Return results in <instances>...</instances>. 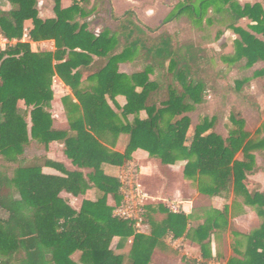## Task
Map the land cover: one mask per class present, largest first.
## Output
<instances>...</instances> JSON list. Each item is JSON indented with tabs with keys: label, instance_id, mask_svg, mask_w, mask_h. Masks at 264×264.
I'll list each match as a JSON object with an SVG mask.
<instances>
[{
	"label": "trees",
	"instance_id": "16d2710c",
	"mask_svg": "<svg viewBox=\"0 0 264 264\" xmlns=\"http://www.w3.org/2000/svg\"><path fill=\"white\" fill-rule=\"evenodd\" d=\"M7 1L11 10H0V32L16 43L0 51V158L15 167L0 166V264H153L155 248L169 234L199 246L200 260L182 258L186 264H210L212 234L230 230L226 208L209 212L204 223L194 228L189 226L190 216L160 206L167 215L160 223H151L148 236L133 222L114 217L115 207L122 202L121 185L104 173L103 166L121 168L137 150L163 166L184 162V176L199 194L212 197L231 192L242 197L262 222L245 235L230 231L236 242L227 264H264V191L250 192L244 185L256 145L243 131V120L231 115L235 129L222 138L213 131L214 119L203 118L187 138L188 114L207 94H235L247 100L241 91L249 79L229 86L198 42H176L160 27L143 24L132 10L116 15L111 0H73L67 8L62 0H52L54 17L48 19L39 17L37 0ZM194 2L182 0L176 15L164 24L186 12L198 20L206 7L220 2L232 17L228 29L238 36L234 55L224 61L233 64L244 59L245 68L264 62L260 4L200 0L196 9ZM92 18H100V32L92 27ZM243 18L252 22L250 32L236 26ZM27 21L32 23L30 40L53 41L54 52H33L21 42ZM126 63L141 64L142 70L120 73V64ZM54 77L76 100L62 99L67 131L52 126ZM253 78L264 80V69L255 71ZM118 97L124 98L123 106ZM120 136L127 137L123 153L111 149ZM32 142L44 148L52 142L62 144L64 155L78 170L66 171L46 157L27 159L25 148ZM239 152L242 161L235 159ZM43 167L59 169L64 176L45 175ZM90 189L98 191V198L83 201L79 211L61 197L62 193L77 197ZM109 196L113 207L107 205ZM148 211L146 206L145 216ZM112 238L118 241L110 249Z\"/></svg>",
	"mask_w": 264,
	"mask_h": 264
},
{
	"label": "crops",
	"instance_id": "0c3cea01",
	"mask_svg": "<svg viewBox=\"0 0 264 264\" xmlns=\"http://www.w3.org/2000/svg\"><path fill=\"white\" fill-rule=\"evenodd\" d=\"M39 1L41 3H39ZM66 0H62L64 3ZM238 2L240 6L244 5H254L260 4L264 10V2L262 0H235ZM45 1L37 0V7L39 17L41 19H48L53 18V3L52 1V15L48 14L47 17H42L43 14L42 7L40 4H44ZM112 2V0H111ZM9 4V3H8ZM71 5V3L67 6L62 5L63 8H67ZM113 7V2H112ZM40 8V9H39ZM3 12H9L11 10V5L9 7L4 5ZM133 11V10H132ZM116 14V13H115ZM136 14V13H135ZM137 15V14H136ZM139 19V18H138ZM140 20V19H139ZM141 21V20H140ZM142 22V21H141ZM241 22H245L246 26L242 27L240 24ZM252 22L247 19L243 18L237 22V27H241L242 29L249 31L248 26L251 25ZM32 29V23L30 21L25 22L24 30L30 32ZM100 32V30H99ZM234 34V33H233ZM237 36V35H236ZM238 37V36H237ZM257 38L261 39L260 36ZM237 40V39H234ZM31 47L33 52H54L55 46L53 41H41V42H32L31 40L26 41ZM16 41L9 42L2 36L0 32V50H5L7 46L11 44H15ZM205 48V47H204ZM206 49V48H205ZM257 65L261 66L254 70L264 69V62H258ZM255 64V65H256ZM119 72L125 73L130 75L132 73H127L120 67H123L127 64H120ZM254 65V66H255ZM253 72V73H254ZM253 78V75H252ZM86 79V75L83 76L82 82L84 83ZM255 80H260L261 82L264 80L260 78H253ZM253 79H249L245 88H243L244 93L248 95L247 100L242 99L235 94H231V96L235 97L237 100L238 105L244 106L252 113L257 122L259 123L256 128H248L246 116L241 112L240 109L232 108V112L234 114L239 115L238 117L243 120L244 125V132L250 135V141L256 145V147L251 150L250 155L254 158L252 165V171L246 174V180L244 181V185L248 191H264V88H263V97L255 96L251 89V83ZM85 85L87 82L84 83ZM246 89V91H245ZM248 89V90H247ZM52 91H53V101L51 103V109L49 112L53 118V128L58 131H67L69 129V124L66 116V111L64 109L62 99L63 98H71L73 103L76 102L75 98L73 97L70 89L66 87L63 82L58 78H53L52 84ZM242 92V91H241ZM207 97V96H206ZM205 97L204 102L201 104L202 106H213L214 104L212 100H207ZM117 102L120 106L125 104V100L122 97L117 98ZM222 104V103H221ZM23 105V102L18 103V107ZM215 106H219L216 104ZM21 108V107H19ZM213 111L212 109H210ZM145 115L142 113L141 118H144ZM189 116V115H188ZM216 114H210V118H214ZM250 115H248L249 117ZM206 118V117H204ZM215 121V119H214ZM28 130L31 127L30 120L27 119ZM231 129L228 131L226 130H216L213 128L215 134L221 136L222 138H227L229 131L235 129L232 123ZM191 138V136L189 137ZM127 143L126 136H120L115 146L111 148L115 152L122 153L125 149ZM124 145V147H123ZM27 148V149H26ZM26 151L31 149H36L37 154L27 156V159H32L35 157H46L49 161L56 163L57 165H61L63 169L69 172H73L78 170L71 161L64 155L63 153V145L58 142L50 143L47 148L32 142L30 146L26 147ZM122 148V149H120ZM26 154V152H25ZM26 156V155H25ZM235 159L237 161L243 160L242 152H239ZM127 163H133L138 168V179L141 180L143 184V188L150 196V200L148 202V213L146 212L145 222L139 228V232L143 235L148 236L151 233V223H160L163 221L167 215V213L160 211V206L164 207L167 212L170 213L167 204L180 203V207L183 208V214L188 215L192 218L189 222V226L196 227L197 225H202L207 218V214L211 211H218L222 212L226 208L229 228L226 232H215L211 236V245L209 249V253L212 257V261L210 264H227L228 259L231 256H234L232 253L233 245L236 242V238L231 235L230 231L235 230L236 232L245 235L248 234L260 227V219L257 216L255 209L247 204L244 203L242 197L236 198L231 192L227 194H222L220 196H206L199 194L197 191L196 185L188 178L184 176V162H178L173 166H163L159 160L150 158L149 155L142 151L137 150L131 155V160ZM122 168V167H121ZM121 168H117L114 166H110L108 164H104L103 170L106 175L116 177L118 176ZM85 172V171H84ZM42 173L45 175H52L63 177V173L59 169H54L50 167H43ZM98 191L96 189H90L85 192V194L80 196H72L67 193H62L61 197L66 198L68 200V205L75 211H79L83 201H90L95 202L98 198ZM107 205L109 207H113L115 202L111 196L107 198ZM179 205V204H178ZM257 225V227H256ZM117 238H112L110 249H113L117 243ZM170 245L173 247H182V250L194 257L193 259L200 260V248L197 244L187 240L184 238L173 239L172 235L169 234L159 245L155 248L153 255H152V263L153 264H173L172 255L176 252L172 251ZM121 253V252H117ZM176 254V253H175ZM79 254L75 256L78 258Z\"/></svg>",
	"mask_w": 264,
	"mask_h": 264
},
{
	"label": "rangeland",
	"instance_id": "374dc122",
	"mask_svg": "<svg viewBox=\"0 0 264 264\" xmlns=\"http://www.w3.org/2000/svg\"><path fill=\"white\" fill-rule=\"evenodd\" d=\"M45 1L44 4H40L42 7V17H47L46 15H52V0H41ZM73 0H66L62 5L67 6L72 3ZM245 0L242 1L244 3ZM113 10L116 15H122L127 10H133L137 17L148 27L156 28L160 27L161 31H167L170 33L176 42H182L185 40H194L198 42L201 46L205 47L209 52V57L212 58L213 67L216 71H219L220 74L226 77L227 83L229 86H235V83L241 82L245 79H253L252 75L255 69L261 67L255 65L252 68H245V60H241L236 63H229L224 61L226 57H232L234 55V39L238 37L233 34V31L228 29V26L232 22V17L228 11L224 8L223 4L216 2L214 5L206 7L200 18L198 20L195 17L186 12L181 16H175V18L164 24L167 18L176 15L179 3L182 0H112ZM39 3H41L39 1ZM200 0H195L194 7L197 9L199 6ZM40 9V8H39ZM92 27L99 31L102 28V23L100 18L91 19ZM242 27H245V22H241ZM31 48V47H30ZM127 65L120 67L127 73L138 72L142 70L141 64L138 63H126ZM121 66V65H120ZM154 76H151L150 79L154 80ZM224 86V83L222 84ZM244 84L243 88H245ZM242 88V92L244 90ZM263 88L264 82L260 80H252L250 92L255 96L263 97ZM248 90V89H247ZM246 91V89H245ZM220 92V91H219ZM220 93H209L207 94V100H212L213 106H195L194 110L188 114L191 119V130L187 134L189 138L192 134V129L194 126L206 117L208 120L215 119L214 128L216 130H229L231 129V115H234L232 108L240 109L241 112L246 116L248 128H256L259 124L253 114L249 112L244 106L238 105L236 98L231 96V94ZM222 103V104H221ZM218 104L219 106H215ZM20 109L23 110L24 106L20 105ZM18 107V108H19ZM212 109L213 111H211ZM216 114L214 118H210V114ZM248 115H250L248 117ZM144 117V116H143ZM124 147V145H123ZM27 149V148H26ZM26 156L37 154L36 149H31L26 151ZM122 149V148H120ZM123 153V152H122ZM0 166L14 168L15 164H10L6 162L3 158H0ZM140 184L143 186L141 180ZM181 205L180 203H178ZM3 213L0 212V216ZM260 219V218H259ZM260 224L262 220L260 219ZM257 227V225H256ZM172 245H170L171 247ZM172 251H176L172 255L173 264H186L182 258L193 259L194 257L186 254L182 247H171ZM74 260L78 258L73 257Z\"/></svg>",
	"mask_w": 264,
	"mask_h": 264
},
{
	"label": "built area",
	"instance_id": "2783aa9c",
	"mask_svg": "<svg viewBox=\"0 0 264 264\" xmlns=\"http://www.w3.org/2000/svg\"><path fill=\"white\" fill-rule=\"evenodd\" d=\"M25 40H30L29 32L27 30H23L21 42L26 43ZM117 180L121 185L122 202L115 207L113 215L118 219L133 222L136 229L139 230L145 222V210L150 200V196L140 184L137 166L133 163H126L121 168ZM167 207L169 211L174 214L184 212L183 208L178 204L168 203Z\"/></svg>",
	"mask_w": 264,
	"mask_h": 264
},
{
	"label": "water",
	"instance_id": "95a60500",
	"mask_svg": "<svg viewBox=\"0 0 264 264\" xmlns=\"http://www.w3.org/2000/svg\"><path fill=\"white\" fill-rule=\"evenodd\" d=\"M9 2L7 0H0V8L3 10L4 5H7L9 7Z\"/></svg>",
	"mask_w": 264,
	"mask_h": 264
}]
</instances>
